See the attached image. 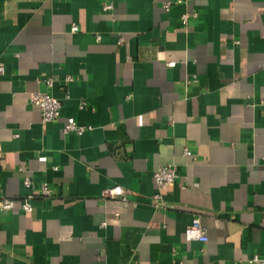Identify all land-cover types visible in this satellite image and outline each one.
Listing matches in <instances>:
<instances>
[{
  "label": "crops",
  "instance_id": "1",
  "mask_svg": "<svg viewBox=\"0 0 264 264\" xmlns=\"http://www.w3.org/2000/svg\"><path fill=\"white\" fill-rule=\"evenodd\" d=\"M0 65V199L16 200L0 264L264 258V0H0ZM36 91L61 100L58 118L41 122ZM67 118L86 130L64 133ZM25 175L53 190L29 212ZM115 185L125 199L102 195ZM194 216L205 242L184 237Z\"/></svg>",
  "mask_w": 264,
  "mask_h": 264
},
{
  "label": "built area",
  "instance_id": "2",
  "mask_svg": "<svg viewBox=\"0 0 264 264\" xmlns=\"http://www.w3.org/2000/svg\"><path fill=\"white\" fill-rule=\"evenodd\" d=\"M181 1V0H178ZM169 3L166 2L164 7L168 8ZM112 5L110 3L103 4L102 8L104 10L111 9ZM197 16L196 12H185L181 15V23L186 25L190 18ZM71 32H76L78 26L72 24L70 27ZM3 72V66L0 65V73ZM68 77L67 80H70ZM46 86H51L53 83V78L45 77L40 79ZM30 101L36 104L40 110L41 122L46 124L47 122L53 121L58 118L61 108V100L46 91H36L31 94ZM86 126L80 125L73 118H67L65 125L62 128L64 133L74 132L76 134H81L86 130ZM186 156H190L191 152L188 149L184 150ZM40 160H44V156L39 157ZM262 163L264 164V156L262 158ZM175 166L171 163L159 165L152 173V178L155 184V191L151 196L152 206L154 208H167L168 202L164 199L163 191L170 186L176 178ZM22 184L24 187L31 189V191L24 196H22L17 202L19 203L20 209L23 212H29L32 209L30 200L35 196L39 197H49L53 193L49 184L45 181L40 182L34 186L33 180L29 175H25L22 178ZM127 190L123 189L120 185L112 186L111 188H106L102 191V195L105 197H115L119 196L125 199ZM16 203V200L12 198H2L0 199V208L8 210L12 209ZM262 221L264 222V211L262 213ZM184 237L186 240H199L205 242L207 240V235L205 228L201 223L199 216H194L191 221L185 226ZM252 261L255 264H264V258L257 255L252 256Z\"/></svg>",
  "mask_w": 264,
  "mask_h": 264
}]
</instances>
